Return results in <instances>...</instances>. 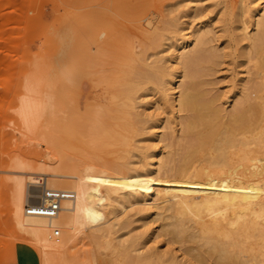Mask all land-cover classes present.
I'll list each match as a JSON object with an SVG mask.
<instances>
[{"label":"rangeland","instance_id":"374dc122","mask_svg":"<svg viewBox=\"0 0 264 264\" xmlns=\"http://www.w3.org/2000/svg\"><path fill=\"white\" fill-rule=\"evenodd\" d=\"M258 3L264 0H0V264L22 241L10 218L6 178L11 172L34 170L47 140L65 158L93 154L114 175L143 178L150 172L155 144L164 145V155L175 147L158 141L178 112L170 113V96L159 101L167 85L154 81L171 68L170 44L186 31L207 29L205 50L195 63L211 66L202 78L215 103L229 111L243 95L238 83L251 78V63L241 56L246 40L237 26L241 12ZM249 15L244 14L245 20L250 21ZM247 31H254L251 21ZM35 63L37 71H30ZM139 68L153 82L137 78ZM26 79H33L38 95L51 92L52 98V109L41 117L35 134L20 129L17 114ZM126 79L133 85L130 94L120 91ZM98 107L103 111L95 115L92 128ZM158 118L163 123L156 130ZM28 189L36 199L40 187ZM136 200L127 198L126 209L116 211L107 244L77 242L69 250V264H136L137 253L153 254L151 264H184L186 245L171 243L154 214L139 211L141 204L130 205ZM191 260L215 264L212 258Z\"/></svg>","mask_w":264,"mask_h":264},{"label":"bare ground","instance_id":"6f19581e","mask_svg":"<svg viewBox=\"0 0 264 264\" xmlns=\"http://www.w3.org/2000/svg\"><path fill=\"white\" fill-rule=\"evenodd\" d=\"M246 12L254 29L251 34ZM241 13L237 28L246 40L241 56L251 63V78L238 83L243 95L229 111L215 103L209 82L202 78L211 66L195 63L205 50L207 29L186 31L170 44L171 68L166 76L155 75L154 81L167 85L159 101L170 96V113L178 112V119L169 120L158 141L167 140L175 147L164 155V145L155 144L150 172L143 178L129 181L114 175L93 154L65 158L45 139H40L47 147L36 160L37 167L11 172L6 178L15 236L28 244L32 264H69V250L83 239L107 244L116 211L126 209L125 200L131 196L138 198L131 206L141 204L139 211L161 221V232L171 243L186 245L184 264L205 258L215 264H264V5L253 4ZM37 66L30 71H37ZM143 70L139 68L136 77L152 81ZM31 81L23 83L17 114L20 129L35 134L52 98L51 92L38 95ZM123 84L120 91L130 94L133 85L127 79ZM102 111L94 110L92 128L95 115ZM174 120L180 125L177 137L172 131ZM162 123L158 118L153 128H161ZM29 186L40 187L38 201L32 199L37 194ZM44 188L71 191L72 197L61 199L53 216L30 214L27 209L33 203L44 201ZM152 256L137 253L136 264H151Z\"/></svg>","mask_w":264,"mask_h":264},{"label":"built area","instance_id":"2783aa9c","mask_svg":"<svg viewBox=\"0 0 264 264\" xmlns=\"http://www.w3.org/2000/svg\"><path fill=\"white\" fill-rule=\"evenodd\" d=\"M43 202L33 203L30 208H28V212L30 214H37V215H46V216H53L60 208V200L63 198H71L72 192L71 191H61V190H54V189H43ZM36 201L39 200L37 197L34 199ZM45 200H48L45 203Z\"/></svg>","mask_w":264,"mask_h":264},{"label":"crops","instance_id":"0c3cea01","mask_svg":"<svg viewBox=\"0 0 264 264\" xmlns=\"http://www.w3.org/2000/svg\"><path fill=\"white\" fill-rule=\"evenodd\" d=\"M28 244L24 241H18L15 243L7 256L6 264H32L28 255ZM26 255V256H25Z\"/></svg>","mask_w":264,"mask_h":264}]
</instances>
